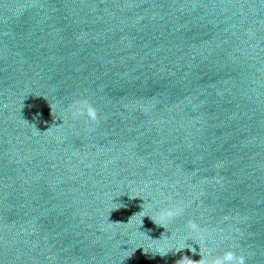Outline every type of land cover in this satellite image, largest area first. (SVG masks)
<instances>
[{
	"label": "water",
	"instance_id": "95a60500",
	"mask_svg": "<svg viewBox=\"0 0 264 264\" xmlns=\"http://www.w3.org/2000/svg\"><path fill=\"white\" fill-rule=\"evenodd\" d=\"M209 248L264 264V0H0V264Z\"/></svg>",
	"mask_w": 264,
	"mask_h": 264
},
{
	"label": "clouds",
	"instance_id": "9594fccd",
	"mask_svg": "<svg viewBox=\"0 0 264 264\" xmlns=\"http://www.w3.org/2000/svg\"><path fill=\"white\" fill-rule=\"evenodd\" d=\"M67 111L71 114L74 120L86 118L87 120H90L92 122L98 121L97 111L87 98L74 99L67 106ZM183 213L184 208L182 206L170 203L168 206L160 207L158 210H156L155 218L149 216L147 217H149L158 227H163L166 230L165 226L174 221L177 217L183 215ZM138 214L141 215L142 225V219L146 216L143 214V208L142 211H140ZM130 222L131 218L129 219L128 223ZM187 227L192 232L200 231V226L191 220L187 222ZM185 248H189V250L193 253L196 252V249L192 248L191 245L187 247L181 246L179 249H177V251ZM214 252V249L211 248H209L206 253L202 250H199L201 259H199L198 261H193L185 256L178 262V264H193V262H195V264H245V257L243 255H237L236 252L232 250L224 251L222 254H214ZM165 254H162L161 256Z\"/></svg>",
	"mask_w": 264,
	"mask_h": 264
}]
</instances>
